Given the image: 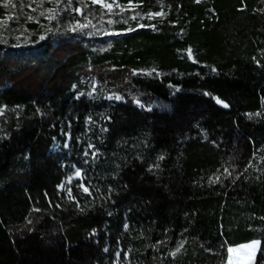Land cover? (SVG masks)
<instances>
[{"label": "trees", "instance_id": "obj_1", "mask_svg": "<svg viewBox=\"0 0 264 264\" xmlns=\"http://www.w3.org/2000/svg\"><path fill=\"white\" fill-rule=\"evenodd\" d=\"M112 1L0 0V264H264V0Z\"/></svg>", "mask_w": 264, "mask_h": 264}, {"label": "rangeland", "instance_id": "obj_2", "mask_svg": "<svg viewBox=\"0 0 264 264\" xmlns=\"http://www.w3.org/2000/svg\"><path fill=\"white\" fill-rule=\"evenodd\" d=\"M8 1V0H3ZM93 2L99 3L102 6H104L107 9H110L113 6L112 0H92ZM133 0H131L128 5H132ZM95 83L92 85L94 86ZM118 96H113L112 98L114 100L117 99ZM90 132L85 135H81L80 138L77 139V148L73 149L70 144V138L67 137L66 142L63 144V148L67 149L68 158L63 161L62 166L64 168V177L62 182L59 185V190L64 192L67 195H70L72 188V181L73 180H79L80 187L84 190L85 187L82 183L83 175L81 169L76 167V165L71 160L72 154H79L80 158H83L86 162L93 159L95 156H97V151L95 150L93 144L90 142ZM92 145L93 147H89ZM81 148V150H79ZM95 152L96 155L93 156L92 153ZM85 153H88L85 155ZM77 172H79V175H77ZM259 241L258 240H251L248 242H243L234 246H230L228 248V258L226 264H252L254 262L255 253L258 249ZM231 249V251H229ZM113 264H130L126 254L124 256H121L120 253L116 254V258L114 260Z\"/></svg>", "mask_w": 264, "mask_h": 264}, {"label": "snow or ice", "instance_id": "obj_3", "mask_svg": "<svg viewBox=\"0 0 264 264\" xmlns=\"http://www.w3.org/2000/svg\"><path fill=\"white\" fill-rule=\"evenodd\" d=\"M41 39H43V37H41ZM117 99H119V97H117ZM217 102H218V103H220V101H219V100H217ZM225 107H227V105H225ZM89 147L91 148V147H93V146H92V145H90ZM87 154H88V153H85V155H87ZM92 155H93V156H95V155H96V153H95V152H93V153H92ZM161 159H163V157H161ZM77 175H79V172H77ZM84 190H85V191H87V188H85ZM125 227L127 228V225H125ZM177 250H179V249H177ZM229 251H231V249H229Z\"/></svg>", "mask_w": 264, "mask_h": 264}]
</instances>
